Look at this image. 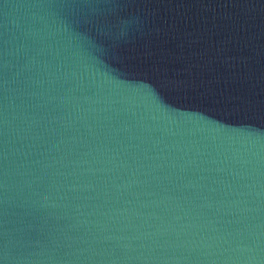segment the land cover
Returning a JSON list of instances; mask_svg holds the SVG:
<instances>
[{"label": "water", "instance_id": "water-1", "mask_svg": "<svg viewBox=\"0 0 264 264\" xmlns=\"http://www.w3.org/2000/svg\"><path fill=\"white\" fill-rule=\"evenodd\" d=\"M0 264H264V0H0Z\"/></svg>", "mask_w": 264, "mask_h": 264}]
</instances>
